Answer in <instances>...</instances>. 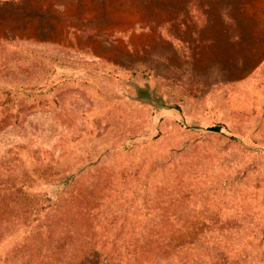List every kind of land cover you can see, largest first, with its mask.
<instances>
[{"label":"rangeland","instance_id":"1","mask_svg":"<svg viewBox=\"0 0 264 264\" xmlns=\"http://www.w3.org/2000/svg\"><path fill=\"white\" fill-rule=\"evenodd\" d=\"M0 264H264V0H0Z\"/></svg>","mask_w":264,"mask_h":264},{"label":"trees","instance_id":"2","mask_svg":"<svg viewBox=\"0 0 264 264\" xmlns=\"http://www.w3.org/2000/svg\"><path fill=\"white\" fill-rule=\"evenodd\" d=\"M220 128H221V126H219V125L209 127V129H211V130H219Z\"/></svg>","mask_w":264,"mask_h":264}]
</instances>
